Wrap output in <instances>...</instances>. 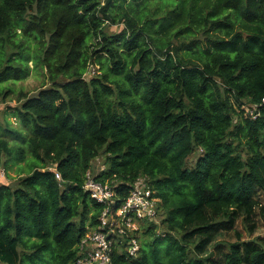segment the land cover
<instances>
[{
  "label": "trees",
  "instance_id": "16d2710c",
  "mask_svg": "<svg viewBox=\"0 0 264 264\" xmlns=\"http://www.w3.org/2000/svg\"><path fill=\"white\" fill-rule=\"evenodd\" d=\"M33 71L46 84L0 128L18 175L0 178V264L75 263L103 209L83 188L98 157L120 199L139 180L160 199L113 264H264V239L235 230L253 237L263 211L264 110L242 107L264 98V0H0V98Z\"/></svg>",
  "mask_w": 264,
  "mask_h": 264
},
{
  "label": "built area",
  "instance_id": "2783aa9c",
  "mask_svg": "<svg viewBox=\"0 0 264 264\" xmlns=\"http://www.w3.org/2000/svg\"><path fill=\"white\" fill-rule=\"evenodd\" d=\"M242 110L246 117L257 119L264 110V98L258 104L244 105ZM50 170L55 172V178L60 182V174L55 168ZM102 170L103 166L98 171ZM0 178H5V171L2 168ZM83 188L92 200L103 206V209L96 227L88 229L77 244L74 264H113L114 249L119 243H123L125 236L129 237L126 251L130 256H135L139 250L137 236L142 226L150 223L159 224L160 199L156 197L155 191L143 180H139L128 195L120 199L107 182L95 181L91 171L86 173Z\"/></svg>",
  "mask_w": 264,
  "mask_h": 264
},
{
  "label": "rangeland",
  "instance_id": "374dc122",
  "mask_svg": "<svg viewBox=\"0 0 264 264\" xmlns=\"http://www.w3.org/2000/svg\"><path fill=\"white\" fill-rule=\"evenodd\" d=\"M107 25V24H106ZM121 28H123V25H109L108 27L105 28V31L108 33H114V32H118L121 30ZM31 65V63H30ZM90 74H87V78H89ZM46 82V79L44 77V73H42L41 71H33L24 81L18 82V83H7L5 86L6 87H10L13 92L8 94V97L5 100H2V98H0V128H4V121H9L13 126H16L18 124L17 120L14 119L7 108H12L17 106L16 103V96L19 93L20 90H22L23 92H25L26 94H28L29 96L34 95L37 93V91L39 90V88L41 86H43ZM2 137V133L0 131V138ZM190 163L189 165H192V163L194 162V157L190 158ZM104 160L102 157H98L94 162H93V169H92V173H97L99 168L102 167ZM16 168L14 167L12 170L8 171V175L10 177L7 178V173L5 172V183H10V181L16 180L18 178V175L16 173ZM259 202H260V206L263 207V211H260L259 209H255V214L256 216L254 217V222L257 226V234H255L253 237L251 235H249L247 232H245V228L243 223L241 222V220H237L236 225H235V230L240 234H242V240H250L253 239L255 237L260 238L261 240L264 239V195L260 194L259 197ZM159 225V224H158ZM160 226V225H159ZM157 234L161 233V227H159L156 230ZM140 235V233H139ZM238 239V237L236 236V234L234 235L233 233L229 234L227 240H229L230 242H235Z\"/></svg>",
  "mask_w": 264,
  "mask_h": 264
}]
</instances>
